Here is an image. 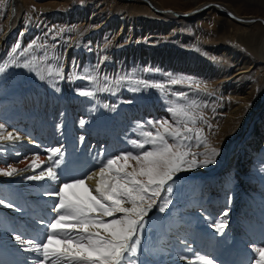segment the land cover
Wrapping results in <instances>:
<instances>
[{
	"label": "bare ground",
	"instance_id": "1",
	"mask_svg": "<svg viewBox=\"0 0 264 264\" xmlns=\"http://www.w3.org/2000/svg\"><path fill=\"white\" fill-rule=\"evenodd\" d=\"M63 2L61 3L66 8L63 9L67 13L71 10L67 7V2L73 5L77 2L79 8L76 9L77 14L71 15L76 18H70L67 13L62 16L54 14L55 16L49 17L51 27L57 30L68 27L64 30L74 34L79 26L85 31L90 30L85 38L94 42L110 24L114 25L117 22L114 30H105L104 35H107L102 39H108L105 41L107 45L113 47L119 45L124 48L123 52L131 49L132 61L140 62L143 72L145 68H142V65L146 66L145 64L150 61L155 62L157 65L150 63L151 69L158 68L157 71L163 79V75L170 79L168 89L184 93L182 97L184 104L187 102L193 111L205 116V121L203 119L201 123L204 144L199 147L198 161H204V157L214 162L176 174L174 181L170 182L172 192L177 182H183L186 190L185 201L180 205L175 197L167 192L161 193V198L157 199V206H154L146 216L156 213L158 222H150L145 257L140 263L139 260L132 258L133 264H190L197 255L208 256L215 264H255L258 254L253 249L264 247V182L260 179L264 174V0H198L188 3L185 7H182L183 5L178 7L177 3L180 0ZM44 3V7L52 9L58 4L61 5L58 0H47ZM42 4L36 5L44 8ZM241 9L246 12H242ZM116 13L121 14V17ZM65 15L69 17L65 18L67 17ZM127 16L139 18L141 31L136 28V22H127L129 20ZM17 18V0H8L6 28L0 35V53L16 30L14 26L17 25ZM77 32L79 33L78 30ZM139 35L145 36L144 39ZM18 36L16 33L11 40L17 42ZM161 40L173 44L160 45ZM138 43L160 47L161 57L149 56L151 51L143 45L130 46ZM95 44L99 45L93 49L91 56L85 53L77 54L75 49L67 45L62 51V65L60 64L62 69L65 70L72 63H80L85 69L84 64L88 60L95 61L96 52L100 53L101 46H105L100 42ZM164 46H167L166 52ZM113 55L112 52L110 56ZM163 57L171 59L170 65L164 66ZM126 58L129 60V56ZM146 59L147 61H144ZM99 60L102 59L99 57ZM152 76L155 78L153 74ZM172 80L181 82L172 84ZM171 98L177 104L176 97ZM30 103L32 100L27 99L22 105L28 106ZM62 104H65L64 107L67 105ZM68 107L71 106L68 104ZM161 107V102L153 100L151 107L145 105L135 107V111L133 109L132 112L125 109L124 114L133 120H143L147 116L158 120L161 118L159 116ZM18 115L12 125L0 130V134L4 136L11 132L19 137L18 140L12 141L0 140V169H7L11 165L18 170L10 177L0 174V199L5 202L0 204V242L17 253L20 258L26 259L29 264H38L39 254L25 251L24 249L30 245H21L15 237L20 235L25 241L30 237L37 241L44 239L47 232L46 224L56 215L53 211L56 198L46 193L58 189L59 184L68 179L64 174L66 172H59L60 179L56 181L27 179L29 175H38L40 171L53 166V162L48 161L47 155L43 154L44 144L40 136L47 134L51 138L52 127L47 131L48 129L42 126L33 132V129L26 125L27 131H24L23 120ZM73 148L80 150L77 146ZM213 148L216 149L214 155L211 153ZM86 149L83 147L80 153ZM127 149L132 148L128 146ZM37 156L39 157L37 163H43L34 169L31 164ZM10 160H14V163ZM81 161H84L83 157L79 158L77 166L71 163L64 166L72 170L70 172L74 174L73 178H84L98 171L99 167H93L94 163L89 162L90 164L87 163L85 166V162L80 165ZM86 183L89 187H94L95 179L86 180ZM192 188L194 189L190 192ZM165 200L170 203L161 213L158 207L163 206ZM9 203L13 207H7ZM199 214L201 216H198ZM218 221L226 222L223 232L212 226ZM247 242L252 244L248 245ZM0 251L4 253L6 261L13 262L3 248L0 247ZM197 264L200 262L197 261Z\"/></svg>",
	"mask_w": 264,
	"mask_h": 264
},
{
	"label": "rangeland",
	"instance_id": "2",
	"mask_svg": "<svg viewBox=\"0 0 264 264\" xmlns=\"http://www.w3.org/2000/svg\"><path fill=\"white\" fill-rule=\"evenodd\" d=\"M43 1L44 0H17L18 18L16 21L17 25L14 26L16 30H13V35L18 33L19 38L17 42H13L11 40L13 35L10 36V39L3 46L2 53H0V69H2L0 70V124H3L7 127L12 125V122L15 120L14 118L19 114L20 116H18L21 118V120H23L24 131H27L26 125H28V128H31V130L33 129V132L42 126H45L46 129H48L47 131H49V129L52 127L50 130L52 140L47 134L40 135L44 144L42 151L45 153L43 154L47 155L48 161L53 162L52 160H49L50 154L47 150L49 148L59 146L63 152V161L56 170L60 173L66 172L64 174L67 176V179L70 180L74 177V174L70 172L72 170L65 168L66 163H71V165L77 166L79 158L82 159L83 157L84 161H81L80 165H82V162H85L86 166L87 163L90 162L94 163L93 167H100L101 163L109 156L116 155L121 151H131L132 149L135 152L141 151V149L134 148L132 142L142 141L143 137L141 133L143 131L155 130L151 127L149 122H156L165 119L174 121L177 119V117H173L172 113L168 111L170 107L175 105V102L172 101L171 98V96H175L177 99L176 103L189 107L192 111V114L195 115L196 118L195 123L189 122L188 124V126L193 128L194 131L188 133V136L191 137V139L187 141V143H190V150L193 154H195L197 166L189 168L187 165H185L183 171L201 167L202 164L201 161H198V154L200 153L199 147L201 148V145L204 144V137L201 135L204 134V132L201 131L203 130L201 123L203 122V119L205 121V116L203 115V117L201 113L199 114L198 112L193 111L191 105L187 104V102L184 104L185 101L181 96L178 95V91H172L168 89L170 79L166 75H163V79L160 73L157 71L158 68L151 69L152 65H150V63H153V65L157 64H154L155 62L150 61L149 63L145 64L146 66L142 65V68H145V71L143 72V69H141V64H139L140 62L134 60L132 61V51H130L131 49L126 50V54V51L123 52L124 48L119 45L116 47L107 45L108 43L106 42L108 39L103 40L102 38L106 37L107 34L104 35L106 31L115 29L116 22L114 25L110 24L108 29H105L106 31L104 30V32L100 33V36H98L99 38L97 37L94 39L95 43L100 42L103 45L105 44V46H101L103 53H101V50L100 53L98 51L96 52L97 54L95 55V61L89 62L90 60H88L87 63L84 64L85 69L82 68L80 63H72L65 70L62 69V51L67 45L75 49L77 54L85 53L88 56H91L93 49H96V47L98 48L99 44H95L91 39L85 38V35L89 34L90 30L85 31L79 26L77 27L78 29H76V33H74L75 35L70 31L64 30L68 27L58 30L54 27H51L52 22L50 21L51 18L49 17H53L55 15L62 16V14L67 13L65 12L66 8L64 5H62V3H64L63 1L65 0H58L59 3H62L61 5L58 4L54 9L44 7V2H47V0L44 2ZM73 1L74 0H69V2ZM151 1L156 2L157 0ZM193 1L198 0H180L177 5L178 7L182 5V7H185L188 5V3L190 4ZM39 3H41L44 8L37 7ZM74 5L73 3L68 4L67 2V7L71 9L67 13V15H70V18H76L71 17V15L75 16L77 14V10L79 9L77 7V2H75ZM82 5L83 4H81L80 7H82ZM241 11L246 12L244 9H241ZM40 12L42 13L39 14ZM69 12L72 13L69 14ZM118 13H116V15L121 17V14L119 15ZM7 15L8 0H0V35L6 28ZM68 17L69 16L65 18ZM127 19H129L127 21L128 23L133 21L136 22L138 25H136V28H139V31H141L140 29L142 26L141 24H138L140 22L139 18H134V20L132 17L127 16ZM23 22L24 24H22ZM25 25L27 26L25 27ZM91 34L94 36L93 31H91ZM139 36L142 37V39L145 37L142 35ZM163 43H166V45L173 44L167 40H161V42H159L160 45ZM145 44L146 43H138L134 45L130 44V46H144ZM17 45H19V47H17ZM127 45L129 46V43H127ZM144 47H146V49L148 48V51H151L149 56L154 55L155 57L156 55H160L157 57H161V50L159 49L160 47H157L154 44H147V46ZM166 47L167 46L163 47L165 48V52L167 51ZM112 52L114 55L111 57L110 55H112ZM125 55L129 56V60L131 61H129ZM142 55L144 56V54ZM99 57L102 60H99ZM163 59L164 66L170 65L169 61L171 59H169V57H163ZM144 61H147V59ZM25 63L28 64V67H24ZM113 63H115L116 66ZM78 64L81 67H79ZM100 64H103L104 66L102 65L103 67H101ZM88 66L91 68L90 70ZM152 74L155 78H152ZM89 77H92V79L90 80ZM157 84L161 85V87H158V89L157 87L152 86ZM81 90L92 91L94 94L91 96L81 95ZM101 98L105 100V102ZM27 99H31L32 103L28 104V106L22 105V102ZM153 100L161 102L162 104L159 113L161 118H158V120L152 118L150 119V116L144 117L143 120H133V118L130 119L129 117L125 116V109L129 112H132L133 109L135 111V107H143L144 105L151 107ZM62 103H66L67 107L69 104L71 107H64L65 104ZM60 106H62L61 109L59 108ZM67 109H72V111ZM69 111H71V113ZM26 116L28 118H25ZM33 119L34 121H32ZM82 121L83 123H81ZM59 139L60 141H58ZM85 141L87 143H85ZM74 146H77L80 148V150L83 149V147L87 149L80 153L81 151L73 148ZM128 146L132 149L128 150ZM148 147H150V145H145V148ZM93 156L96 158L94 159ZM56 158L58 159L59 157ZM188 158L191 159L192 157L190 156ZM203 159L206 160L204 157ZM10 161L14 163V160ZM212 166L213 165L211 164L210 167L212 168ZM260 179L261 182H264V174L260 176ZM183 184V182H177L173 192L170 194V196L175 197L176 202L180 205H183L186 196L185 184ZM193 189L194 188L190 189V192H192ZM198 216H201V214ZM30 219L34 221L32 218ZM145 221L146 223L141 238L139 252L136 257H133V259H136L137 261L139 260V263L141 262L140 260H143L145 257V246H147L146 238L148 228L151 226L150 222H158V216L156 213H153L149 217H146ZM30 238H28V240ZM247 243L248 245L252 244L249 242ZM246 248L248 249V246H246Z\"/></svg>",
	"mask_w": 264,
	"mask_h": 264
},
{
	"label": "snow or ice",
	"instance_id": "3",
	"mask_svg": "<svg viewBox=\"0 0 264 264\" xmlns=\"http://www.w3.org/2000/svg\"><path fill=\"white\" fill-rule=\"evenodd\" d=\"M24 67L28 64L25 63ZM180 82L171 81L172 84ZM152 86L161 87L159 84ZM80 94L91 96L94 93L81 90ZM178 95L183 97L184 93ZM168 111L177 119L149 122L155 130L143 131V140L132 142L134 148L141 151H121L111 155L101 163L98 171L84 178L62 182L58 189L46 193L56 198L53 206L56 215L46 224L44 239L25 241L20 235L15 237L21 245H30L25 251L39 254L38 264H133L132 258L139 252L145 217L157 206L162 192L172 193L170 182L185 165L189 168L197 166L195 154L187 143L191 139L188 133L194 131L188 124L195 123V116L189 107L179 103ZM4 127L0 124V130ZM18 139L11 132L7 136L0 134V140ZM145 145L150 147L145 148ZM47 151L53 166L38 175H29L28 180L60 179L56 169L63 161L62 149L53 147ZM211 153L214 155L216 149H211ZM38 160L37 156L31 167L39 168L43 162L37 163ZM213 162L206 159L201 164ZM17 171L9 165L7 169H0V174L10 177ZM92 179H95V185L89 187L86 180ZM4 203L0 199V204ZM168 203L170 201L165 200L164 205L158 207L159 212L163 213ZM7 207L13 205L9 203ZM212 226L223 232L226 222L218 221ZM253 251L258 254L255 264H264V247ZM197 261L215 264L212 258L200 255L195 256L190 264H197Z\"/></svg>",
	"mask_w": 264,
	"mask_h": 264
}]
</instances>
